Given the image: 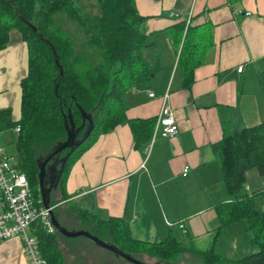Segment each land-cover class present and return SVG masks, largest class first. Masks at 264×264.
Instances as JSON below:
<instances>
[{
	"label": "crops",
	"instance_id": "crops-1",
	"mask_svg": "<svg viewBox=\"0 0 264 264\" xmlns=\"http://www.w3.org/2000/svg\"><path fill=\"white\" fill-rule=\"evenodd\" d=\"M136 7L146 18L144 57L153 74L125 95L128 121L101 135L73 164L64 203L101 220L125 219L140 242L173 237L194 263L205 264L197 253L214 245L217 264H242L258 248L250 246L245 221L221 228L219 207L230 197L216 146L226 135L264 122V0H136ZM28 72V44L12 30L0 51V111L9 109L13 122L22 118ZM165 102L179 132L152 141ZM132 121H151L138 129L139 144ZM18 135L15 129L0 132V145L17 162ZM247 190L259 194L256 206L264 213V179L257 169L247 173ZM71 212L76 218L59 221L83 229ZM0 264H31L20 239L0 243Z\"/></svg>",
	"mask_w": 264,
	"mask_h": 264
},
{
	"label": "trees",
	"instance_id": "trees-1",
	"mask_svg": "<svg viewBox=\"0 0 264 264\" xmlns=\"http://www.w3.org/2000/svg\"><path fill=\"white\" fill-rule=\"evenodd\" d=\"M17 11L38 32L22 22ZM58 15L67 17L84 32L85 51L76 50L75 38L59 26ZM145 20L137 10L136 0H97L96 15L85 13L79 0H0V51L10 43L12 30H18L29 47V72L22 81V118L13 122L9 109L0 111V132L21 128L16 143L18 168L26 174L38 201L41 193L37 159L67 140L66 121L74 122L81 139L91 129L83 112L93 120L89 136L65 165L57 189L61 197L54 200L52 196L51 206L58 220L57 210L67 199L64 189L71 167L101 135L128 121L123 105L125 95L153 74L144 57L149 47L141 32ZM38 34L54 46L63 75L55 63L52 47ZM187 39L188 34L185 47L190 49ZM150 123L132 121L138 144L141 142L138 129L147 128ZM151 129L144 141L149 140ZM216 148L230 197L229 203L219 207L221 228L245 221L250 246L257 247L258 252L249 255L242 264H264V213L256 206L259 194L252 195L247 190V173L251 169H257L264 179V122L226 135ZM68 152L69 149L65 150L59 159ZM260 194L264 197V191ZM71 209L78 214L84 230L138 258L147 256L155 263L177 264L188 254L173 237L158 244L140 242L132 237L125 219L101 220L76 207ZM32 229L49 264H66L60 241L81 242L84 238L68 239L57 231L51 234L39 222ZM197 254L205 264H217L214 245L206 253Z\"/></svg>",
	"mask_w": 264,
	"mask_h": 264
},
{
	"label": "built area",
	"instance_id": "built-area-1",
	"mask_svg": "<svg viewBox=\"0 0 264 264\" xmlns=\"http://www.w3.org/2000/svg\"><path fill=\"white\" fill-rule=\"evenodd\" d=\"M238 72H243V66L238 68ZM15 131L20 133L21 128L17 127ZM178 132V124L165 102L152 141L158 137L174 138ZM188 171L189 168L186 167L184 175ZM41 203L42 199L38 201L34 196L26 174L18 168L16 158L10 156L0 145V243L13 238L20 239L31 264H49L32 231L33 225L39 222L49 233L56 232L51 224L50 211L43 205L40 206ZM179 227L185 228L184 224Z\"/></svg>",
	"mask_w": 264,
	"mask_h": 264
},
{
	"label": "water",
	"instance_id": "water-1",
	"mask_svg": "<svg viewBox=\"0 0 264 264\" xmlns=\"http://www.w3.org/2000/svg\"><path fill=\"white\" fill-rule=\"evenodd\" d=\"M17 14L22 22H24L26 25H28L34 32H38L37 28L32 25L30 22L26 21L20 13L17 11ZM39 38L50 45L52 47L54 56H55V63L57 67L60 69L61 75L64 74V69L60 64L59 61V56L54 48V46L46 39L41 34H38ZM57 90V89H56ZM84 116L86 119L89 120L91 124V129L93 128V120L88 117L84 112ZM66 124V130L68 133V138L65 142H61L58 145H56L49 153L46 155L40 157L37 159V164L39 167V189L41 193V199L44 208L48 209L50 211V220L52 226L56 229L58 233H60L62 236L68 238V239H76L80 237H84L89 239L92 243H94L96 246L99 248L106 249L118 257L124 259L125 261L129 262L130 264H150L146 262L145 260L138 258L132 254H129L123 250H121L119 247H117L115 244L112 242L103 240L99 238L98 236H95L93 233L90 231L84 230V229H79V230H74L70 231L66 227H64L61 222L58 220L54 208L51 206L52 203V193L54 191H57L58 186L60 184L63 171L65 168V165L71 156L72 153L86 140V138L89 136L91 129L88 130L85 135L81 138L78 139V134L79 130H76L74 122L71 120L70 123L68 121L65 122ZM68 154L63 157L61 160L59 157L61 154L65 151L68 150ZM61 163V168L58 169V165ZM153 264H170L168 262H156Z\"/></svg>",
	"mask_w": 264,
	"mask_h": 264
},
{
	"label": "rangeland",
	"instance_id": "rangeland-1",
	"mask_svg": "<svg viewBox=\"0 0 264 264\" xmlns=\"http://www.w3.org/2000/svg\"><path fill=\"white\" fill-rule=\"evenodd\" d=\"M80 5L83 6V10L85 13L90 15L97 14V0H79ZM57 23L61 28H63L69 35L75 38L76 40V50L78 52L85 51L84 47V32L77 26V24L69 21L67 17L58 15ZM2 141V140H1ZM4 144V142H1ZM8 150H12V144H6ZM59 192L53 195V199H59ZM58 213L61 218L64 220L65 217L69 218L72 215V218H76L74 214L71 212V209L64 205L58 208ZM67 215V216H66ZM68 230L74 231L73 227H67ZM81 242H71V241H60V246L63 250L64 257L66 260V264H130L124 259L118 257L114 253L99 248L94 243H92L89 239L83 238L80 239ZM85 243V244H84ZM88 243V244H87ZM184 259L178 262L177 264H197L192 261V259H196L194 256L190 254H185ZM143 260L146 262L153 264L155 263L154 259H150L149 257H143Z\"/></svg>",
	"mask_w": 264,
	"mask_h": 264
}]
</instances>
